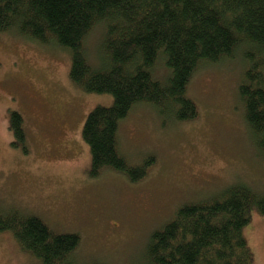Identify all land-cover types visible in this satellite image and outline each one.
Wrapping results in <instances>:
<instances>
[{
    "label": "rangeland",
    "instance_id": "obj_1",
    "mask_svg": "<svg viewBox=\"0 0 264 264\" xmlns=\"http://www.w3.org/2000/svg\"><path fill=\"white\" fill-rule=\"evenodd\" d=\"M101 33L98 25L83 41L91 65ZM241 51L193 73L186 88L198 110L193 120H175L140 102L119 122L126 162L139 166L153 159L146 176L132 182L110 169L89 174L82 127L92 109L112 104V96L84 92L71 81L66 49L13 29L0 32V212L18 209L55 233H77L72 264H144L150 234L181 204L217 198L238 184L264 193V156L238 91L247 66ZM153 75L167 77L162 59ZM11 110L23 117L27 151L12 145ZM243 233L254 264H264V216L253 210ZM0 264L40 263L2 231Z\"/></svg>",
    "mask_w": 264,
    "mask_h": 264
},
{
    "label": "trees",
    "instance_id": "obj_2",
    "mask_svg": "<svg viewBox=\"0 0 264 264\" xmlns=\"http://www.w3.org/2000/svg\"><path fill=\"white\" fill-rule=\"evenodd\" d=\"M98 25L101 39L91 65L83 41ZM12 29L69 51L71 81L84 92L112 96V104L92 109L82 127L91 176L110 169L132 182L144 178L153 159L139 166L126 162L118 147L119 122L140 102L175 120H193L197 106L186 94L193 73L241 50L247 66L239 96L264 156V0H0V32ZM159 59L168 70L163 81L153 75ZM8 126L12 145L27 151L18 111L9 112ZM253 210L264 216V193L245 184L214 199L181 204L150 234L144 264H254L243 233ZM2 231H10L40 264H72L70 255L80 243L77 233H55L18 209L0 212Z\"/></svg>",
    "mask_w": 264,
    "mask_h": 264
}]
</instances>
